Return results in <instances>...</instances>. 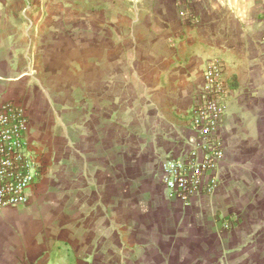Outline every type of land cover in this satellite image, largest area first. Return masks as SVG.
I'll return each instance as SVG.
<instances>
[{
  "label": "crops",
  "instance_id": "obj_1",
  "mask_svg": "<svg viewBox=\"0 0 264 264\" xmlns=\"http://www.w3.org/2000/svg\"><path fill=\"white\" fill-rule=\"evenodd\" d=\"M44 1L36 0L39 10ZM21 2L4 12L0 0V102L25 108L46 169L28 206L0 210V264L83 262L88 226L58 228V214L72 221L73 208L83 215L100 205L114 231L122 187L111 191L106 170L118 167L126 181L125 161L150 154L158 171L165 154L188 152L190 108L206 62L218 55L236 83L220 186L190 203L169 197L163 184L159 197L146 187L127 194L133 241L129 254L116 252L133 264H264V0H193L195 24L176 0H64L62 13L40 11L27 28L17 22L23 14L9 12ZM62 191L73 206L55 199ZM216 213L239 220L227 229ZM94 244L97 254L104 237ZM94 254L85 261L106 259Z\"/></svg>",
  "mask_w": 264,
  "mask_h": 264
},
{
  "label": "built area",
  "instance_id": "obj_2",
  "mask_svg": "<svg viewBox=\"0 0 264 264\" xmlns=\"http://www.w3.org/2000/svg\"><path fill=\"white\" fill-rule=\"evenodd\" d=\"M188 23H197L193 0H176ZM228 64L220 57L206 63L203 86L190 108V149L161 163V181L169 197L190 203L199 195H213L220 186L219 165L225 151L222 135L226 101L231 88ZM29 117L17 101L0 102V210L25 207L32 201L46 169L45 158L29 141ZM225 228L232 218H220Z\"/></svg>",
  "mask_w": 264,
  "mask_h": 264
},
{
  "label": "rangeland",
  "instance_id": "obj_3",
  "mask_svg": "<svg viewBox=\"0 0 264 264\" xmlns=\"http://www.w3.org/2000/svg\"><path fill=\"white\" fill-rule=\"evenodd\" d=\"M17 2V0H4V12H7V2ZM9 7H12L13 9L9 10V12H14V13H21L24 16V19L21 21H17L20 24H22V28H27L31 27V22L28 20L31 15H35L40 11H44L45 13H62L64 11V0H45L44 4L42 5V9L39 10L38 8H41V6L37 5L36 0H22V2L17 5H9ZM18 7V8H17ZM16 23V22H14ZM58 23V22H57ZM60 23V22H59ZM58 23V24H59ZM59 39H65L64 36L59 37ZM92 40H95V37L90 38ZM225 59L228 61L227 56H216ZM215 58V57H213ZM212 59V58H211ZM208 62V61H207ZM206 62V63H207ZM235 78L234 75H229L228 74V83L229 86L231 83H234ZM232 89V87L230 86ZM55 151L56 152H61V147L60 146H55ZM168 155L165 154L162 157V160L167 157ZM150 154L147 157H143L139 159L138 161L133 160V161H125L122 163L119 167L121 169H126L127 173L130 175L129 179L125 180H120V175L118 178L117 174V169L118 167L109 165V171L106 170L107 176H108V181H106L109 185V188L114 190L116 189L117 184L121 185L122 187V193L121 197H119V207H117L116 210V216L119 218V226L114 229V231L118 230L117 232H114L112 230V224H111V218L112 215L110 212H105V210L99 205L97 206L96 204L94 207H90L91 210L88 211V214H81L80 210H77L73 208V211L71 213L73 220L70 221L68 220V216L65 213H59L58 215V228H64L63 226L67 225L70 226L72 225L73 227H82L81 225H86L88 226V232L92 236V240H90V244L86 247V253L82 254V260L80 264H133L134 262L130 259V256L127 255L129 254V242L133 241V234L129 230V225H128V220L130 216V211H129V204H128V195L129 194H139V191L146 187L150 192H152L153 196H162V181H161V171L160 169L158 171L153 170L151 166H149L148 160L150 159ZM162 163V162H161ZM120 170V169H119ZM132 170V171H131ZM61 179V178H60ZM107 180V179H106ZM62 181V180H61ZM115 191V190H114ZM128 194V195H127ZM55 199H57L58 203L62 206H68L71 205V197H69L66 193L62 191V193L54 195ZM78 202L82 203L83 199L81 196L77 197ZM75 199V198H74ZM87 199V198H86ZM76 200V201H77ZM73 203H75L73 201ZM72 203V204H73ZM73 206V205H71ZM63 208V207H62ZM61 208V209H62ZM105 209H108V207ZM65 210V208L62 209V211ZM110 211H112L109 208ZM85 216H88V219L85 218ZM217 216V221H220L222 226H223V221H221L220 218H232L234 221V225L231 227L233 229L239 218L237 216H231L227 215L224 213H216ZM63 219V220H62ZM224 227V226H223ZM225 228V227H224ZM229 229V228H227ZM61 230V229H60ZM112 230V231H111ZM64 231V230H63ZM62 231V232H63ZM79 231V229H78ZM85 230H83L84 232ZM74 234L76 232V229L72 231ZM174 232V231H173ZM70 233V232H67ZM104 237V244L101 245L102 248L101 250L97 253L94 254L97 248V245L94 244L95 241H100ZM121 241L122 244H120L119 247L117 241ZM113 243V244H112ZM75 245V244H74ZM124 246L128 247L127 249H124ZM76 248H79L80 250H83L84 247L81 246H75ZM82 248V249H81ZM116 248L122 250V252L127 253L124 254L125 256L121 258V255L117 254ZM114 250V251H113ZM94 254V257H99V258H106L105 260H99V261H88L92 259V256ZM175 252L173 254V257H175ZM120 256V257H119ZM89 258V259H88ZM121 258V259H120ZM80 259V258H79ZM147 259V257L145 258ZM142 261V264H150V261L146 260ZM171 263V261H170Z\"/></svg>",
  "mask_w": 264,
  "mask_h": 264
},
{
  "label": "trees",
  "instance_id": "obj_4",
  "mask_svg": "<svg viewBox=\"0 0 264 264\" xmlns=\"http://www.w3.org/2000/svg\"><path fill=\"white\" fill-rule=\"evenodd\" d=\"M236 85V83H231L230 86L231 87H234Z\"/></svg>",
  "mask_w": 264,
  "mask_h": 264
}]
</instances>
